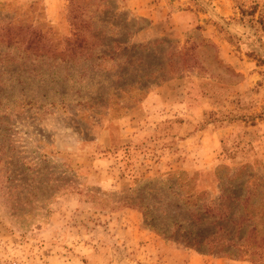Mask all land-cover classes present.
<instances>
[{"label": "rangeland", "instance_id": "1", "mask_svg": "<svg viewBox=\"0 0 264 264\" xmlns=\"http://www.w3.org/2000/svg\"><path fill=\"white\" fill-rule=\"evenodd\" d=\"M75 7L122 50L2 77L0 264H264L199 254L129 208L172 172L182 199L215 200L244 166L264 179V0H0V29L61 50Z\"/></svg>", "mask_w": 264, "mask_h": 264}, {"label": "trees", "instance_id": "2", "mask_svg": "<svg viewBox=\"0 0 264 264\" xmlns=\"http://www.w3.org/2000/svg\"><path fill=\"white\" fill-rule=\"evenodd\" d=\"M91 20H86L75 7L70 17V36L63 40L61 50H57V46L48 47L43 35L27 27H20L19 30L10 26L1 28L0 49L3 44L4 47L2 52L0 50V82L4 78L14 81L17 77L27 81L31 74L38 72L26 69L25 65L24 71L23 65L15 67L17 58L39 64L43 63L42 58L61 61L100 58L113 61L115 52L122 50H115L119 42L113 43L112 50L107 49L104 31L94 27ZM262 24L264 31V22ZM99 49H102L100 53ZM187 56L185 52L184 59ZM246 168L234 169L236 174L227 177L226 182L219 180L221 194L215 200L200 199L194 190L182 199L180 190L171 179L176 172L167 174L165 180L145 181L131 195L129 208L140 210L144 225L159 236L199 254H214L233 260L253 255L261 257L264 250V203L261 201L264 197V179L250 178L251 169L247 179H241L238 175ZM221 169L225 170L226 167ZM164 185H167L166 191L169 192L158 191ZM139 190L142 192L139 193ZM261 210L263 212L260 214Z\"/></svg>", "mask_w": 264, "mask_h": 264}]
</instances>
